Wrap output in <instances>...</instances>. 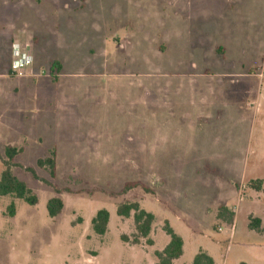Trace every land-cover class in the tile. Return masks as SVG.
I'll return each mask as SVG.
<instances>
[{
	"label": "rangeland",
	"instance_id": "1",
	"mask_svg": "<svg viewBox=\"0 0 264 264\" xmlns=\"http://www.w3.org/2000/svg\"><path fill=\"white\" fill-rule=\"evenodd\" d=\"M14 37L34 55L21 74ZM251 66L264 77V0H0V174L6 146L22 148L13 171L38 196L0 195V264H156L166 222L184 239L173 264H192L200 249L215 264H264V82L238 94L224 76ZM164 103L177 110L170 128L151 129ZM158 142L182 151L153 154ZM54 147L51 177L37 160ZM131 181L140 184L121 193ZM56 195L64 208L51 217ZM124 201L155 214L152 243L133 242L134 213L117 214ZM102 208L111 215L98 234Z\"/></svg>",
	"mask_w": 264,
	"mask_h": 264
},
{
	"label": "trees",
	"instance_id": "2",
	"mask_svg": "<svg viewBox=\"0 0 264 264\" xmlns=\"http://www.w3.org/2000/svg\"><path fill=\"white\" fill-rule=\"evenodd\" d=\"M54 71L62 69V63L60 60L53 62ZM22 148H18L14 145H8L5 148L4 165L5 168L0 174V195H12L16 198L23 199L31 205L38 203V196L34 190L27 184L26 181L19 178L13 171L14 159L21 152ZM37 164L40 167L49 169L51 177L56 176L57 168V150L54 147L50 150V153L46 157L39 158ZM34 174L35 170L33 167H28ZM262 179L252 180V184L256 188H261ZM139 182H127L121 190V193H127L129 190L133 189ZM146 191L154 193V190L143 186ZM57 193H60L58 188H55ZM64 208V200L61 196H53L47 202L48 213L51 217H55L62 212ZM10 212L13 214L15 211V203L12 202L9 206ZM228 211L225 206L220 207L219 217H222L223 213ZM134 213V222L136 226V234H134L133 242L140 243L142 238H148L155 220V214L151 211H147L142 208L140 202L138 201H124L117 205V214L120 216H130ZM110 211L106 208L99 209L96 215L92 218V225L94 230L98 234H105L108 229V224L110 221ZM252 226L257 227L260 224V219L255 218ZM166 232L170 235V241L162 250H157L155 252L158 261L156 264H173L174 260L179 258L184 253V239L177 233L172 226L166 222ZM123 239L129 240V237L123 235ZM148 243H152V239L148 238ZM192 264H215L214 258L205 250L200 249L195 255Z\"/></svg>",
	"mask_w": 264,
	"mask_h": 264
},
{
	"label": "crops",
	"instance_id": "3",
	"mask_svg": "<svg viewBox=\"0 0 264 264\" xmlns=\"http://www.w3.org/2000/svg\"><path fill=\"white\" fill-rule=\"evenodd\" d=\"M10 37V36H9ZM20 37H14L13 38V42L15 40H19L21 41L22 43H24L21 39H19ZM7 41V44L10 46L11 44V41L10 39L6 40ZM12 42V43H13ZM215 51L218 53L219 56H221V58L224 59V55H225V48L224 47H220V46H216L215 47ZM221 55H220V54ZM219 64H222V62L219 60L218 62ZM255 66L253 69L255 68H259L260 65H253ZM249 67V70H247V72H234V73H229V74H224L225 77H229V78H232V81L234 83V91L238 94H243L245 93L246 91H250V88L251 86L253 85V82L252 81H257L258 85L261 87V85L263 84L264 82V77H260L258 75V73H255V71H251L252 67ZM242 67H244V65H242ZM207 69L204 70V73L200 74L199 77H210L211 76V73H209V71L207 72L206 71ZM197 77V75H196ZM202 90V89H201ZM200 90V92H202ZM233 92V93H235ZM195 97V96H194ZM147 98H150V99H153L155 98V91H154V88H148V91H147ZM206 98V97H204ZM255 98H258V100L260 101L261 99V94H256V97ZM149 101V100H148ZM154 102V101H153ZM167 103H170V101H166ZM194 105L196 106L197 104V101L194 100L193 101ZM260 103V102H259ZM166 103H164V106H163V116L161 115L160 113V118L159 120L162 122V125H156V117H155V114L157 113L158 115V112L155 110L153 112V115H154V118H153V122L150 121V124H149V127L151 129H167V128H170V126H168L170 124V121H169V118L167 116V113H171L172 115H176L177 113V110L175 107L173 106H167L165 105ZM167 108H166V107ZM259 106V105H258ZM148 107H151V103L148 104ZM224 109H219V111H216L215 115L213 113H208L206 115H199L198 117H196L195 121H194V127H199V125H201L204 121H218V119L221 117V114H222V111ZM193 114V113H192ZM193 118V117H192ZM177 119V118H176ZM166 142L164 143H157V146L156 145H152V151H153V154H158V152H161L162 155H165L167 154L166 152H171L173 150V152H176L178 151L179 153L182 151V146L180 144H171V145H168L169 147V151H166L164 152V150L166 149L167 146H165ZM165 157H160V158H154L153 160H164ZM222 207V206H221ZM220 209V207H219ZM219 214V212H218Z\"/></svg>",
	"mask_w": 264,
	"mask_h": 264
},
{
	"label": "built area",
	"instance_id": "4",
	"mask_svg": "<svg viewBox=\"0 0 264 264\" xmlns=\"http://www.w3.org/2000/svg\"><path fill=\"white\" fill-rule=\"evenodd\" d=\"M33 63V52L27 46H23L19 40H15L12 43V72L15 74H21L25 69L33 65Z\"/></svg>",
	"mask_w": 264,
	"mask_h": 264
}]
</instances>
